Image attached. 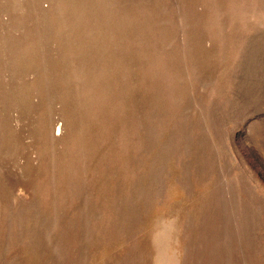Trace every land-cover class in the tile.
I'll return each instance as SVG.
<instances>
[{"label":"rangeland","instance_id":"obj_1","mask_svg":"<svg viewBox=\"0 0 264 264\" xmlns=\"http://www.w3.org/2000/svg\"><path fill=\"white\" fill-rule=\"evenodd\" d=\"M0 264H264V0H0Z\"/></svg>","mask_w":264,"mask_h":264}]
</instances>
